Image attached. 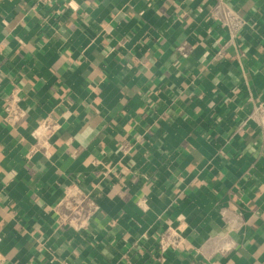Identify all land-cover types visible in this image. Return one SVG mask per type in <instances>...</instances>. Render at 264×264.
<instances>
[{"label":"crops","instance_id":"crops-1","mask_svg":"<svg viewBox=\"0 0 264 264\" xmlns=\"http://www.w3.org/2000/svg\"><path fill=\"white\" fill-rule=\"evenodd\" d=\"M217 1L0 0V264H264V0Z\"/></svg>","mask_w":264,"mask_h":264},{"label":"built area","instance_id":"built-area-1","mask_svg":"<svg viewBox=\"0 0 264 264\" xmlns=\"http://www.w3.org/2000/svg\"><path fill=\"white\" fill-rule=\"evenodd\" d=\"M211 17L219 22L231 36L240 32L246 25V20L242 18L232 5L226 0H218L212 7ZM4 117L8 124L15 125L17 122L26 115V110L20 103V98L17 94H12L5 104ZM40 130L49 138L57 130L58 125L52 120H46L39 125ZM88 198L84 195L72 194L69 195L64 201V206L68 209V214L73 219H79L81 215L87 210L86 202ZM184 229L182 226L169 228L159 238V248L162 252L168 249L176 248L183 244L185 237L183 235ZM63 264H68L64 262Z\"/></svg>","mask_w":264,"mask_h":264}]
</instances>
